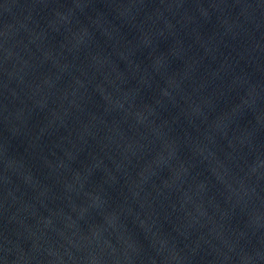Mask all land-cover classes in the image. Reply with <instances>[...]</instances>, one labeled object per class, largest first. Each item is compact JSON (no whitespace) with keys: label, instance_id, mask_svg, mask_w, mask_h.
Masks as SVG:
<instances>
[{"label":"water","instance_id":"95a60500","mask_svg":"<svg viewBox=\"0 0 264 264\" xmlns=\"http://www.w3.org/2000/svg\"><path fill=\"white\" fill-rule=\"evenodd\" d=\"M0 264H264V0H0Z\"/></svg>","mask_w":264,"mask_h":264}]
</instances>
